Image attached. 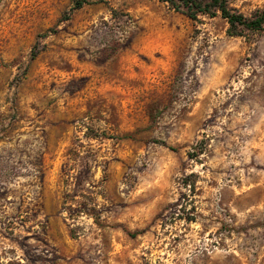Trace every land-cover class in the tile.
Instances as JSON below:
<instances>
[{
    "label": "rangeland",
    "instance_id": "obj_1",
    "mask_svg": "<svg viewBox=\"0 0 264 264\" xmlns=\"http://www.w3.org/2000/svg\"><path fill=\"white\" fill-rule=\"evenodd\" d=\"M76 1L0 0V264H264V24Z\"/></svg>",
    "mask_w": 264,
    "mask_h": 264
},
{
    "label": "trees",
    "instance_id": "obj_2",
    "mask_svg": "<svg viewBox=\"0 0 264 264\" xmlns=\"http://www.w3.org/2000/svg\"><path fill=\"white\" fill-rule=\"evenodd\" d=\"M173 5L176 9L184 10L188 16L193 19L198 18L199 13L215 14L220 11L222 16L230 24L229 31L235 34L238 26L242 25L252 29H260L264 24V11L254 18H249L243 13L231 9L227 0H165ZM88 0H77L75 7H81Z\"/></svg>",
    "mask_w": 264,
    "mask_h": 264
}]
</instances>
